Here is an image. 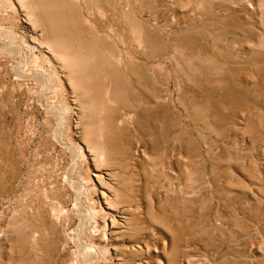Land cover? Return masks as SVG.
I'll use <instances>...</instances> for the list:
<instances>
[{
	"label": "rangeland",
	"instance_id": "1",
	"mask_svg": "<svg viewBox=\"0 0 264 264\" xmlns=\"http://www.w3.org/2000/svg\"><path fill=\"white\" fill-rule=\"evenodd\" d=\"M0 264H264V0H0Z\"/></svg>",
	"mask_w": 264,
	"mask_h": 264
}]
</instances>
